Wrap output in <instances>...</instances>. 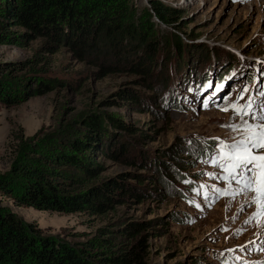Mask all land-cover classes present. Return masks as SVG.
<instances>
[{
  "label": "rangeland",
  "instance_id": "rangeland-1",
  "mask_svg": "<svg viewBox=\"0 0 264 264\" xmlns=\"http://www.w3.org/2000/svg\"><path fill=\"white\" fill-rule=\"evenodd\" d=\"M134 2L138 9L134 20L142 17L144 21H155L154 34L164 32L167 38L177 33L186 43L210 49V62L200 60L195 79L208 73L205 93L200 97L190 93L191 99H184L186 110L167 109L164 104L172 95L170 87L174 85L177 91L176 80L184 81L180 68L168 64L162 70L161 59L154 77H147L131 70L135 59L132 54L123 58L110 53L99 57L92 54L80 59L69 47L48 48L47 38L11 27V37L20 38L24 34L31 37L13 39L8 44L0 42V178L12 174L18 161L36 162L48 151L61 147L62 141L67 143L78 135L83 136L88 122L113 118L129 127L112 130L113 139L128 143L131 151L126 156L118 154L111 158L95 154L93 158L102 166L96 182L123 180L138 189L143 197L131 198L126 205L116 204L113 211L100 216L18 207L12 200L1 197L0 205L32 223L42 235L54 236L80 248L90 239L101 236L104 229H108L106 237L119 236L127 223L154 221V226L140 235V238L147 236V264H261L264 262V251L260 250L264 248V216L246 223L257 207H245L241 211L248 197L238 196L233 200L218 193L216 189L228 187L220 179L224 173L211 163L214 154L210 161L203 162L196 157V149L211 140L216 141V146L218 139L231 141L241 137V133L225 127L242 123L238 117L234 118L232 110H222L226 104L238 100L244 104L256 97L255 107L264 101L260 100L256 87L246 92L241 88L247 71L253 70V66L258 67L255 72L264 74V0ZM154 4L179 9L177 17L181 19L159 21ZM97 46L105 50L102 42ZM215 48L219 50L220 60L213 56ZM184 55L193 56L194 61L200 54ZM231 55L235 56L236 71L219 82L217 77ZM126 59H130V64ZM232 80L238 82V87H234ZM36 83L48 86L50 91L26 99L30 91L26 93V89L29 86L35 89ZM149 84L155 86L154 92L148 88ZM263 84L262 77L260 88ZM186 89L181 93L188 94ZM129 93L138 97L140 106L121 98ZM17 97L24 100L15 102L13 99ZM139 151L149 158L160 155L170 170L176 164L186 166L182 175L194 185L156 184L161 181L157 171L141 170L125 162V159L141 162L142 158L137 156ZM35 152L42 158L33 159ZM117 241L123 240L118 237Z\"/></svg>",
  "mask_w": 264,
  "mask_h": 264
},
{
  "label": "trees",
  "instance_id": "trees-1",
  "mask_svg": "<svg viewBox=\"0 0 264 264\" xmlns=\"http://www.w3.org/2000/svg\"><path fill=\"white\" fill-rule=\"evenodd\" d=\"M153 8L161 22L181 19L177 17L180 13L177 8L162 4H154ZM137 10L134 0H0V30H3L0 42L8 44L13 39L17 41L23 37H31L29 34L20 38L10 36L11 27H20L47 38L50 43L48 48L60 45L71 48L80 59L92 54L99 57L110 53L120 58L132 54L135 59H132L131 70L147 77H154L160 67L159 60L162 59V70L168 64L180 68V75L184 80H176L177 91L174 85L170 87L172 95L166 98L164 106L167 109L186 110L188 106L184 104L187 103L184 99H191L190 93L198 95L209 79L205 72L204 76L195 80L200 68L198 64L200 60L209 63L212 53L201 44L184 42L177 33H172L167 38L164 32L161 35L154 34L156 22H150L151 19L144 21L142 17L134 20ZM101 42L105 50L97 46ZM212 52L220 60L218 48ZM195 53L200 55L194 61L193 56L184 57V54L191 56ZM161 54L162 57L158 58ZM129 60L125 61L130 64ZM256 68L258 67L253 66V70L247 71L245 90L254 84L256 92L261 90L260 81L262 77L264 79V74L261 75L259 70L256 73ZM235 69V56L231 55L225 60L219 80H223L226 74L235 72ZM165 76L163 74L162 77L166 78ZM34 86L35 89H31L33 86L26 89V93L30 90L26 99L50 91L42 83ZM147 86L151 92L155 91V86ZM185 88L188 92L186 95L181 93ZM1 93L0 91V96ZM121 98L140 106L138 97L131 93L124 94ZM24 99L17 97L13 100L19 102ZM86 125L88 129L83 136L78 135L67 143L62 141L59 145L61 147L48 151L43 159L36 162L18 161L12 174L0 178L1 199L8 198L18 207L61 214L86 212L100 216L113 211L116 204L126 205L131 198L143 197L140 191L137 192L138 189L123 180L96 182L102 166L93 156L99 154L111 158L118 154H129L130 145L117 143L111 132L117 129L128 130L129 127L113 118L94 119ZM215 143V140H211L199 145L196 157L200 161H206L212 155ZM35 154L33 159L42 158L38 157L40 153ZM137 156L142 158L141 162L127 159L125 162L141 170L157 171L161 181H156V184L163 187L177 182L194 185L182 175L186 166L176 164L170 170L167 168L169 164L160 155L149 158L139 151ZM153 226L154 221L130 222L121 229L119 236L110 237H106L108 233L105 230L108 229H104L101 236L90 239L84 248H80L54 236L42 235L32 223L25 222L10 208L0 205V264H98L99 261L104 264H147V236L140 238V235ZM118 237L123 241L118 242Z\"/></svg>",
  "mask_w": 264,
  "mask_h": 264
},
{
  "label": "snow or ice",
  "instance_id": "snow-or-ice-1",
  "mask_svg": "<svg viewBox=\"0 0 264 264\" xmlns=\"http://www.w3.org/2000/svg\"><path fill=\"white\" fill-rule=\"evenodd\" d=\"M259 95L264 97V90H260ZM222 110H232L234 118L238 117L242 121L241 124L225 125L233 132L241 133V137L231 141L218 139L211 163L222 170L224 175L220 179L228 187L216 191L233 200L238 196L248 197L247 203L241 206V211L245 207H257V211L246 221L252 223L264 216V101L254 107L253 100L244 104H240L238 100L226 104ZM245 117L250 119L246 120ZM260 250L264 251V248Z\"/></svg>",
  "mask_w": 264,
  "mask_h": 264
}]
</instances>
